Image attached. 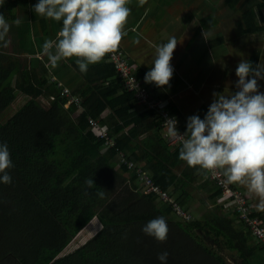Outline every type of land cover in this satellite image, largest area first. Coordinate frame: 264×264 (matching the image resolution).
I'll list each match as a JSON object with an SVG mask.
<instances>
[{"label": "crops", "instance_id": "1", "mask_svg": "<svg viewBox=\"0 0 264 264\" xmlns=\"http://www.w3.org/2000/svg\"><path fill=\"white\" fill-rule=\"evenodd\" d=\"M37 2L19 0L10 3V8L5 3L0 6V13L11 26L9 46L0 47V67L13 68V87L24 81L37 87L41 82H61L68 86L82 102L88 99V106L94 103L87 108L92 110V117L114 139L120 151L154 176L175 200H182L193 220L209 218L210 212L218 207L225 208L223 215L234 220L232 204L222 197L215 182L199 166L189 167L181 160V145H169L163 139L158 116L138 106L123 91L107 56L102 62L89 65L86 73L80 72L76 58L63 59L54 68L50 66L43 44L46 40H56L62 21L37 15L33 10ZM260 3V0H239L234 5L229 0H145L141 4L140 0H130L126 5L131 9L123 29L127 35L122 37L119 46L128 55L135 76L151 96L168 104V111L178 119L180 131L186 130L189 116L204 118L214 99L213 93L230 95L238 90L235 69L241 60H248L253 66L258 63L264 66V31L248 32L247 26L249 28L256 20L246 17ZM17 19L21 21L19 25L14 23ZM234 22L238 24L241 37L230 27ZM258 22L260 25L261 19ZM173 36L179 42L171 60L174 71L170 85L158 88L145 83V73L155 59L154 45L166 43ZM254 41L263 47L254 46ZM258 83L264 86V80ZM29 99L28 94L17 89L14 108L19 110ZM39 100L49 105L45 96H40ZM100 101L106 104L98 113L96 107ZM84 111L83 105L79 113ZM238 185L250 197L254 212L264 223V205L245 185ZM237 222L239 224L234 225L232 231L242 235L240 240L244 244L236 248L232 241L222 239L219 246L223 253L219 255L230 264H263L264 246ZM102 227L96 217L76 237L91 229L89 240ZM207 232H210L208 227ZM202 238L206 245L211 241L215 243L213 236L202 235Z\"/></svg>", "mask_w": 264, "mask_h": 264}, {"label": "trees", "instance_id": "2", "mask_svg": "<svg viewBox=\"0 0 264 264\" xmlns=\"http://www.w3.org/2000/svg\"><path fill=\"white\" fill-rule=\"evenodd\" d=\"M14 1L19 0H5V5L10 8ZM238 1L229 0L231 5ZM260 1L246 14L256 20L247 26L248 32L264 31ZM13 72L11 66L0 67V143L7 144L14 165L9 170L12 183H0V264H161L157 255L164 251L169 254L167 264H228L206 247L202 235L213 236L216 245L230 240L238 248L244 241L232 231L239 224L236 215L234 220L225 217V208L218 207L207 219L181 220L170 203L144 190L135 173L120 165L117 145L105 150L88 122L94 113L87 107L94 103L88 106L86 99L81 104L85 111L79 113L77 105L66 106L68 98L57 82L37 87L24 81L13 87ZM17 89L30 96L19 110L13 106ZM40 96L49 100L48 106ZM128 97L133 99L130 93ZM105 104L98 103V113ZM89 179L94 180L92 187L86 183ZM232 187L251 204L238 184ZM169 194L188 211L182 200ZM96 217L101 231L62 255ZM157 217L169 228L163 243L141 231Z\"/></svg>", "mask_w": 264, "mask_h": 264}, {"label": "clouds", "instance_id": "3", "mask_svg": "<svg viewBox=\"0 0 264 264\" xmlns=\"http://www.w3.org/2000/svg\"><path fill=\"white\" fill-rule=\"evenodd\" d=\"M145 0H140L143 4ZM5 0H0L3 6ZM130 0H38L34 12L54 21H62L55 41L46 40L43 52L51 67L66 58H76L81 73L89 65L102 62L106 54L114 53L127 33L123 31L131 9ZM16 25L20 19L14 21ZM10 24L0 13V47L10 44ZM178 40L170 37L166 43L154 45L155 59L145 73V83L162 88L170 85L173 76L171 60ZM238 89L230 95L213 93L214 99L203 119L198 115L187 118L186 130L180 134L175 117L166 118L167 134L179 138V158L189 167L199 166L204 172L223 174L229 183L245 185L250 194L264 205V92L259 80H264V66H253L241 60L236 69ZM6 143H0V183L11 184L9 170L13 167ZM89 187L93 179L86 181ZM99 195L103 197L104 193ZM141 231L158 242L168 238V224L163 217L148 221ZM168 252L157 255L167 264Z\"/></svg>", "mask_w": 264, "mask_h": 264}, {"label": "built area", "instance_id": "4", "mask_svg": "<svg viewBox=\"0 0 264 264\" xmlns=\"http://www.w3.org/2000/svg\"><path fill=\"white\" fill-rule=\"evenodd\" d=\"M106 56L114 66L115 71L121 80L123 88L127 93L132 94L135 103L158 116V119L161 122L160 124L163 132V139L167 141L169 145H181L179 138H172L167 134V124L165 119L174 117L168 111V104L154 99L151 96L149 90L144 87L139 79L135 77V74H133L131 69L128 55L119 46L114 53H108ZM57 83L61 88L62 96L68 98L66 106L68 107L74 104L77 105L78 109H81L82 99L78 96H74L68 86H65L61 82ZM176 120L177 130L180 134H183L185 131H180L178 129V119L176 118ZM88 122L90 126L97 132L99 138L104 142L105 150L116 147L114 139H112L107 131L101 127V124L98 120L89 117ZM119 155L120 165L135 173L144 190H146L148 193H154L158 195L164 202L170 203L172 212L181 220L185 222H190L193 220L190 212L181 207L180 203L172 200L169 192L164 190L159 184L155 183L153 177L148 171L144 170L142 166L138 165L124 152L119 151ZM208 177L213 182H215L220 191H222V197L232 204L237 220L246 227L254 239L264 243V223L256 215V212H254L251 204H248L244 195L238 189L233 188L232 184L229 183L227 178L220 172L209 171Z\"/></svg>", "mask_w": 264, "mask_h": 264}, {"label": "rangeland", "instance_id": "5", "mask_svg": "<svg viewBox=\"0 0 264 264\" xmlns=\"http://www.w3.org/2000/svg\"><path fill=\"white\" fill-rule=\"evenodd\" d=\"M237 16H240V14H238ZM236 20H237V18H236ZM227 25V24H226ZM230 27L232 28L233 27V32H234V34H236V35H238V36H242L241 34H240V31H239V29H238V24H236V22H234V23H232V24H230ZM231 34H232V31H231ZM243 40H245V38L243 39ZM244 42V41H243ZM254 42H256V45H254V46H257V47H263L262 46V44H258L257 42L258 41H254ZM247 45H249V44H247ZM247 49H249V48H247ZM130 60V59H129ZM112 64V63H111ZM114 67V66H113ZM131 69H132V66H131ZM114 70H115V68H114ZM116 72V71H115ZM132 72H133V70H132ZM133 74H134V72H133ZM116 75H117V73H116ZM117 77H118V75H117ZM136 77V76H135ZM119 78V77H118ZM137 78V77H136ZM138 79V78H137ZM120 80V79H119ZM120 82H121V80H120ZM261 92H264V86H261L260 87V89H259ZM90 230L91 229H89V230H86V231H84L81 235H79L78 237H76V239L67 247V249L62 253V255H66V254H69V253H71V252H73V251H75L76 249H78L82 244H83V242L84 241H86V240H88V236L90 235ZM91 238H89V240H90ZM261 243V242H260ZM259 243V245H261V246H264V243H261L260 244ZM205 245H206V243H204ZM206 247H208V249L210 250V251H212V252H214L215 254H217V255H222V247H220L219 245H216V243H214V242H212L211 241V244H207L206 245ZM228 264H230V263H228Z\"/></svg>", "mask_w": 264, "mask_h": 264}]
</instances>
